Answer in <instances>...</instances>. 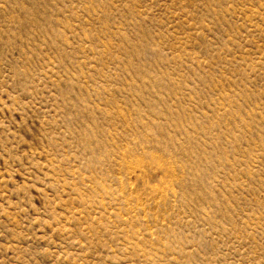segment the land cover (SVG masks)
I'll list each match as a JSON object with an SVG mask.
<instances>
[{"label":"rangeland","instance_id":"rangeland-1","mask_svg":"<svg viewBox=\"0 0 264 264\" xmlns=\"http://www.w3.org/2000/svg\"><path fill=\"white\" fill-rule=\"evenodd\" d=\"M0 264H264V0H0Z\"/></svg>","mask_w":264,"mask_h":264}]
</instances>
